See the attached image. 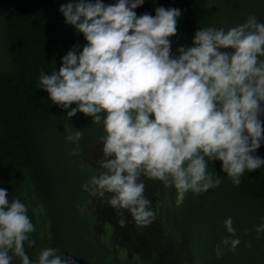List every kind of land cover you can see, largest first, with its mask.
<instances>
[{
    "label": "clouds",
    "instance_id": "obj_1",
    "mask_svg": "<svg viewBox=\"0 0 264 264\" xmlns=\"http://www.w3.org/2000/svg\"><path fill=\"white\" fill-rule=\"evenodd\" d=\"M145 0H68L59 11L66 25L82 34L86 44L74 47L59 70L41 72L37 88L69 120L82 113L102 125L100 171L82 187L104 198L126 226L125 212L140 226L155 219L145 197V183L160 181L174 188L176 203L186 194H201L222 182L209 164L236 186L247 172L264 166L254 153L264 142V23L255 16L228 30L198 29L191 47L171 52L181 11L158 7L139 17ZM70 155H79L82 131L65 126ZM230 234L221 241L235 252L240 239L232 218ZM35 227L20 199L0 188V264H33L25 245L33 247ZM255 231L264 233V223ZM259 238V236L257 237ZM249 247L251 244L249 243ZM217 255L223 254L217 245ZM36 264H74L58 249L45 248Z\"/></svg>",
    "mask_w": 264,
    "mask_h": 264
},
{
    "label": "trees",
    "instance_id": "obj_2",
    "mask_svg": "<svg viewBox=\"0 0 264 264\" xmlns=\"http://www.w3.org/2000/svg\"><path fill=\"white\" fill-rule=\"evenodd\" d=\"M67 2L0 0V188L8 191L10 200L18 198L28 208V216L36 229L31 238L36 243L33 247L26 244L25 249L33 264L38 259L41 240L40 225L29 199L39 202L48 222L50 243L47 248L58 249L59 254L64 256L66 245V213L62 210L66 201L70 202L67 184L56 201V179L52 172V163L58 162L57 158L60 157L55 148V135L63 131L66 110L58 111L60 107L52 104L47 92L37 88V85L42 71L47 74L58 71L68 51L76 47L79 52L86 44L82 34L66 25L59 11L61 4ZM102 2L107 5L118 0ZM156 8V0H145L135 11L138 17L145 13L154 16ZM171 8L181 11L177 35L174 36L176 48L191 47L194 34L200 28L228 30L246 22L249 16H255L258 22L264 23V0H171ZM102 135H94L89 141L99 143ZM83 147L79 149V160ZM254 155L264 159V152L260 149ZM221 167L219 161L209 164L208 171L215 172L222 182L218 187L200 194L199 219L193 227L196 231L192 234L201 232V236L196 238L198 242L191 239L192 245L188 237H183L186 244L183 245L185 254L182 260L185 256L186 259L190 258L187 252L196 250L204 254L191 258V262L200 259L202 264H264V233L255 231L256 226L264 223V166L246 172L239 186L232 183ZM58 170L60 173L61 169ZM71 202L75 203V200L71 199ZM201 205L205 209L202 210ZM233 206L239 208L236 210ZM164 211L166 209L156 211L163 247L153 245L149 253L153 258L164 253V250L171 252L164 239L167 241L171 237L178 240L182 237L167 230L169 226ZM229 212L232 214L227 215ZM229 217L236 230L235 237L231 238L241 241L235 252L229 250L230 245H221L223 238L230 235L224 227V221ZM170 219L174 220L173 216ZM144 232V229L130 228L129 236L125 237L126 244L123 243L127 245V256L136 253L137 258L146 257L144 253H138L147 241L141 236ZM85 240L89 246L90 242ZM217 245L221 246L223 252L220 256L217 255ZM194 261L192 264H195ZM184 263L190 264L189 261ZM13 264H20V261L14 259Z\"/></svg>",
    "mask_w": 264,
    "mask_h": 264
},
{
    "label": "rangeland",
    "instance_id": "obj_3",
    "mask_svg": "<svg viewBox=\"0 0 264 264\" xmlns=\"http://www.w3.org/2000/svg\"><path fill=\"white\" fill-rule=\"evenodd\" d=\"M59 109L58 111H63L62 108ZM70 110L71 108L64 113L63 131L55 135L54 142H57L55 148H57L56 151L58 152L56 153L60 157L58 156L57 158L55 154L54 158H57L58 162H55L57 165L52 163L53 177L56 179L54 198L58 201L67 184L68 198L70 200V202L66 201L65 207L62 210L66 213L64 223L66 225L64 227V242H66L63 250L64 257L68 258L71 256L74 264H185L184 262L187 261L192 264L194 260L191 262V258L203 256L204 253L191 250L187 252L190 258L187 257L186 259L185 256L182 260L185 254V247L183 248V245L186 244L183 237H188L192 245L193 242H198L196 238L201 236V232L192 234L196 231L193 227L199 219L200 210L198 206L200 205V194L189 192L186 194L184 202L177 205L174 188H165L164 184L160 181L148 180L142 177L141 179L145 183L144 195L151 202L150 206L155 213V219L149 225L140 226L132 220L130 214L125 212L124 218L127 220V224L121 227L118 223L120 217L117 215L116 210L107 203V195L104 198L92 196L89 192L82 189V186L89 181L90 177L93 174H98L101 170L99 162L103 159L102 141L99 143L95 141L90 142L89 138L104 133L102 125L93 124L91 117H87L82 113H77L76 116L69 120L67 118V111ZM58 124L60 125L59 122ZM66 125L72 128L73 131H82V138L78 142L79 149L84 145L81 150L80 160L78 155H70L76 145L66 141ZM58 168L61 169L60 173L58 172ZM71 199H74L75 203L71 202ZM29 202L36 213V218L40 225L41 251L47 248L50 243V229H48V222L44 217L39 202L34 199H29ZM157 204L159 205L157 206ZM201 208L203 210L204 207L202 206ZM233 208L237 210L239 207L233 206ZM164 209H166L164 214L169 226L167 230L176 232L178 236L181 235L182 237L178 240L171 237L167 241L164 239L165 244L168 242L167 246L171 252L164 250V253L153 258L149 255L153 245L163 247L160 242L163 237L159 231L160 228L158 230L160 224L156 211L159 212ZM231 214L232 212H229L227 215ZM114 216L117 217L116 220H114ZM171 216H173L174 220L170 219ZM132 227H137L140 231L146 230L141 236H144V239H147V241L143 243L142 248H139L138 251L139 254L141 252L144 253L146 257L137 258L136 253H131L133 256H127V245L123 243L126 240L125 237L129 236L128 232ZM113 235H117V237L112 238ZM85 238L90 242H88L89 246ZM186 247L189 248V245ZM199 260L195 259L194 263L202 264V260L201 262Z\"/></svg>",
    "mask_w": 264,
    "mask_h": 264
},
{
    "label": "water",
    "instance_id": "obj_4",
    "mask_svg": "<svg viewBox=\"0 0 264 264\" xmlns=\"http://www.w3.org/2000/svg\"><path fill=\"white\" fill-rule=\"evenodd\" d=\"M156 3H157V8L158 7H164L166 9L171 8V0H156ZM170 39H171V52L172 55L175 57L178 55L175 40L174 37H171ZM259 149L264 152V142L261 143Z\"/></svg>",
    "mask_w": 264,
    "mask_h": 264
}]
</instances>
